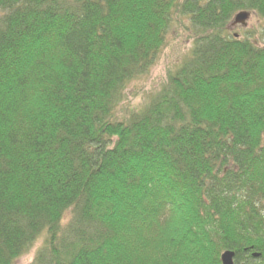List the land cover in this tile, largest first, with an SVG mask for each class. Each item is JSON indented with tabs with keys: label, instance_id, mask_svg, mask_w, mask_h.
Wrapping results in <instances>:
<instances>
[{
	"label": "trees",
	"instance_id": "1",
	"mask_svg": "<svg viewBox=\"0 0 264 264\" xmlns=\"http://www.w3.org/2000/svg\"><path fill=\"white\" fill-rule=\"evenodd\" d=\"M240 12L264 23V0H0V264L46 231L32 264H264V47L228 34ZM184 19L189 53L120 111Z\"/></svg>",
	"mask_w": 264,
	"mask_h": 264
},
{
	"label": "rangeland",
	"instance_id": "2",
	"mask_svg": "<svg viewBox=\"0 0 264 264\" xmlns=\"http://www.w3.org/2000/svg\"><path fill=\"white\" fill-rule=\"evenodd\" d=\"M184 20V27L180 26L179 24L176 25V29H174L176 30L175 34L170 39V43L161 53L160 60L153 68L148 79L144 81V84H138L132 95L128 97L129 99H127L121 105L119 109L120 111L129 113L130 109L140 108L149 99V95H153L167 81L168 73L173 70L178 64L182 63L193 45L192 34L190 31L186 30V28L189 27V21L187 19ZM182 21L183 20H181V22ZM262 27L264 28V23L259 22L257 18L251 15L247 21L246 28L238 26L233 29L230 25L228 28V34L232 37H234L235 34L242 37H245V35H249L248 37L260 41L262 46L264 47V36H262L260 33H257V29L262 30ZM69 217H71L70 213L65 216V221L63 222L68 223ZM42 244L43 241L40 240L29 253V255L18 260L16 264H32L36 251L41 247Z\"/></svg>",
	"mask_w": 264,
	"mask_h": 264
},
{
	"label": "bare ground",
	"instance_id": "3",
	"mask_svg": "<svg viewBox=\"0 0 264 264\" xmlns=\"http://www.w3.org/2000/svg\"><path fill=\"white\" fill-rule=\"evenodd\" d=\"M108 9V8H107ZM101 14H110L111 13V9L109 8V10L107 11L106 10V8H104V9H102L101 11ZM241 13H246V12H240V13H237L235 16H234V18H233V20H232V22H231V26H232V28L234 29L235 27H238V26H241V27H245L246 28V25H247V21H248V19L250 18V14L249 13H246L247 15H248V18H247V20L245 21V24H238V23H236V17L239 15V14H241ZM0 19H2V18H0ZM234 37H239V35H234ZM54 45L55 46H57V44L56 43H54ZM153 70V69H152ZM152 70H151V72H152ZM151 72H150V74H151ZM150 74L148 75V77L150 76ZM148 77L146 78V79H148ZM146 79H142L141 81H140V83L141 84H144V81L146 80ZM23 83V82H22ZM138 84L139 83H133L128 89H127V92H126V94H127V97H130L131 95H132V93H133V91L137 88V86H138ZM193 160V159H192ZM180 162L184 165V166H190V167H194V166H196L197 164H200V162H197V161H192V162H190V158H185V159H183V158H181L180 159ZM201 168H202V164H201ZM102 200H103V202H104V204L107 206V208H109L111 211H114V210H116V206H115V204L114 203H116V202H119V201H122V197H121V194H120V196H118L117 198H114V199H110L107 195H105V194H102ZM68 213H70L71 214V217H69V220L72 218V213L69 211V212H66L65 213V215H64V218H65V216L68 214ZM63 233V232H62ZM48 235V231H46L45 233H43L42 235H40V237H39V239H37V241L33 244V246H32V248L30 249V252L32 251V249L35 247V245L40 241V240H42L43 242H44V239H45V237ZM42 246H43V244L41 245V247L36 251V254L38 253V252H42L40 249L42 248ZM29 252V253H30ZM36 254H35V256H36ZM27 255H29V254H27ZM27 255H24V256H22V258L23 257H25V256H27ZM34 259H35V257H34ZM33 262H34V260H33Z\"/></svg>",
	"mask_w": 264,
	"mask_h": 264
},
{
	"label": "water",
	"instance_id": "4",
	"mask_svg": "<svg viewBox=\"0 0 264 264\" xmlns=\"http://www.w3.org/2000/svg\"><path fill=\"white\" fill-rule=\"evenodd\" d=\"M247 18H248V15L246 13H241L236 17V23L245 24V21L247 20ZM234 256L235 254L232 252H225L221 256L222 264H234Z\"/></svg>",
	"mask_w": 264,
	"mask_h": 264
}]
</instances>
